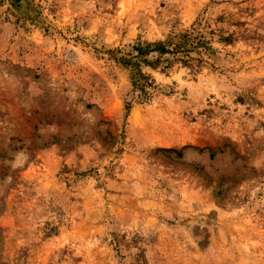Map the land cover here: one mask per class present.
<instances>
[{"label":"rangeland","instance_id":"1","mask_svg":"<svg viewBox=\"0 0 264 264\" xmlns=\"http://www.w3.org/2000/svg\"><path fill=\"white\" fill-rule=\"evenodd\" d=\"M0 264H264V0H0Z\"/></svg>","mask_w":264,"mask_h":264}]
</instances>
